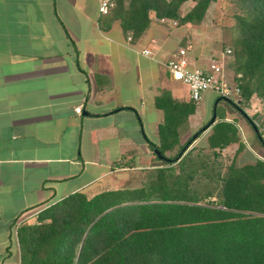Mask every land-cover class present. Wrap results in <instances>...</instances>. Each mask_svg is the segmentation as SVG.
Here are the masks:
<instances>
[{
    "label": "crops",
    "instance_id": "0c3cea01",
    "mask_svg": "<svg viewBox=\"0 0 264 264\" xmlns=\"http://www.w3.org/2000/svg\"><path fill=\"white\" fill-rule=\"evenodd\" d=\"M100 1L0 0V264H21L18 227L42 209L78 191L116 189L117 171L161 166L150 144H160L165 123L156 98L168 90L179 102L192 100L165 62L187 48L190 66L207 70L222 54L196 59L188 45L194 24L154 14L128 41L120 20L102 27ZM196 103L178 128L182 142L210 120ZM236 124L241 157L250 159L241 165L254 163L264 144L251 147V130Z\"/></svg>",
    "mask_w": 264,
    "mask_h": 264
},
{
    "label": "trees",
    "instance_id": "16d2710c",
    "mask_svg": "<svg viewBox=\"0 0 264 264\" xmlns=\"http://www.w3.org/2000/svg\"><path fill=\"white\" fill-rule=\"evenodd\" d=\"M187 1L116 0L101 25L108 28L120 20L135 40L150 27L152 14L181 25L200 24L217 0H194L182 14ZM239 2L232 67L240 103H246L255 94L264 99V0ZM217 101L230 108L217 109L207 145L195 148L191 146L210 120L182 142L178 128L197 103L179 102L163 90L156 98L165 112L160 144H150L171 160L163 159L141 186L93 196L78 191L42 209L34 222L20 224L21 264H264V159L244 165L223 161V149L234 143L240 150L245 146L237 120H228V114L247 116L233 99L217 95ZM206 147L209 153H198L203 170H188L187 159ZM195 171L211 188L192 186Z\"/></svg>",
    "mask_w": 264,
    "mask_h": 264
},
{
    "label": "rangeland",
    "instance_id": "374dc122",
    "mask_svg": "<svg viewBox=\"0 0 264 264\" xmlns=\"http://www.w3.org/2000/svg\"><path fill=\"white\" fill-rule=\"evenodd\" d=\"M186 10H190L195 5L194 0H190V2H186ZM242 12V8L239 0H217L211 3L207 14L203 21L200 24H194L191 30V41L188 45H190V50L194 52V55L197 57L196 59L201 58L202 61H211L212 58H215L217 54L226 53L228 49L233 50L232 42L234 36L236 35V15ZM234 60L233 52L228 54L226 53L223 64H221V68L230 81L237 85V74L232 67V63ZM211 92V91H210ZM209 98L207 99V97ZM235 102H238L247 116V118L242 116L239 113H229L228 120H238L241 121L240 124L242 127L251 130V137L246 134L248 139V144L251 147H254V143L259 145H263L261 140L255 138L253 133V126L250 119L258 128L260 134L263 133L264 129V99L258 95H253L249 102L240 103L241 96H237L234 98ZM217 102V94L205 92L203 98L200 101V106L203 108L202 112L209 113L208 119L212 118L213 111ZM219 105V104H218ZM231 104L223 102L220 106H217V109L220 112H223L224 108H230ZM224 107V108H223ZM240 123V122H239ZM263 135V134H262ZM207 145V137L205 136L200 141L195 142L191 147L202 148ZM246 146V145H245ZM256 152L258 158L264 159V150H260L259 146H256ZM264 148V146H263ZM258 149V150H257ZM201 152L202 156L205 153H209L208 147L205 150L201 151L196 149L193 156L187 159L186 168L188 170H198L201 172L203 170V162L202 156L198 153ZM241 150L239 149V145H230L229 147L223 149L221 151V157L226 164H230L233 161L238 165L246 163L250 161L248 158L241 157ZM170 156L174 155V152H167ZM152 170V169H151ZM149 169L142 170H126V171H117V176L122 178L117 183H114L113 188H133L141 186L145 184L149 178H147L150 174ZM199 172L195 171L196 177L192 181V186L195 188H203L209 189L211 188V184L204 178L200 177ZM112 190V189H110ZM89 196H93V194H89ZM39 214V213H38ZM38 214L34 217L30 218L28 222H34ZM24 222H27L26 220ZM23 223V222H22Z\"/></svg>",
    "mask_w": 264,
    "mask_h": 264
},
{
    "label": "built area",
    "instance_id": "2783aa9c",
    "mask_svg": "<svg viewBox=\"0 0 264 264\" xmlns=\"http://www.w3.org/2000/svg\"><path fill=\"white\" fill-rule=\"evenodd\" d=\"M115 7L116 0H101L99 10L101 14L106 15ZM128 41H133L132 34L128 36ZM232 52V49H228L226 53L230 54ZM143 53L154 59L151 50H144ZM226 53H222L206 70L203 68H192L190 66L188 49L180 48L165 62V65L176 80L189 86L191 99L195 102H200L207 91H213L217 95L234 100L237 96H241V88L226 78L221 68V62L225 59ZM75 110L81 114L83 112V105L77 106ZM261 134H263L262 140L264 141V129Z\"/></svg>",
    "mask_w": 264,
    "mask_h": 264
},
{
    "label": "water",
    "instance_id": "95a60500",
    "mask_svg": "<svg viewBox=\"0 0 264 264\" xmlns=\"http://www.w3.org/2000/svg\"><path fill=\"white\" fill-rule=\"evenodd\" d=\"M225 99L230 101V99H228V98H225ZM217 105H218V101L216 102V106L214 108L213 116H212L210 122L206 126H204V130H207L209 127H211L212 125H214L217 122ZM245 116H246V114H245ZM251 124H252L254 130L256 131V133L258 134L259 130H258L257 126L253 122H251ZM259 138L262 140L260 135H259ZM263 144H264V142H263ZM154 151L160 159L171 160L168 157L164 156L158 148H155Z\"/></svg>",
    "mask_w": 264,
    "mask_h": 264
}]
</instances>
